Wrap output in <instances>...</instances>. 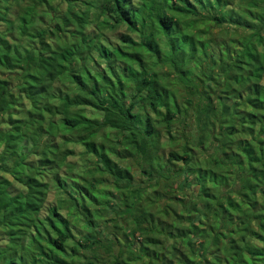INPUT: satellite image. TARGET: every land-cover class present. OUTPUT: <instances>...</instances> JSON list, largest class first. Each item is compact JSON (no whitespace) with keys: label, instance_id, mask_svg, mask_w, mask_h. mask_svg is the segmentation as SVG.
<instances>
[{"label":"trees","instance_id":"trees-1","mask_svg":"<svg viewBox=\"0 0 264 264\" xmlns=\"http://www.w3.org/2000/svg\"><path fill=\"white\" fill-rule=\"evenodd\" d=\"M0 264H264V0H0Z\"/></svg>","mask_w":264,"mask_h":264},{"label":"rangeland","instance_id":"rangeland-1","mask_svg":"<svg viewBox=\"0 0 264 264\" xmlns=\"http://www.w3.org/2000/svg\"><path fill=\"white\" fill-rule=\"evenodd\" d=\"M205 25H207V24H205ZM179 27H182V26H179ZM206 27V26H205ZM205 30L207 31V30H209V26L207 27V28H205ZM123 32H129V29L127 28V27H125V26H122V27H119L118 28V30H115V31H110V32H107V37H108V39H109V41L108 42H110L111 44H115V45H117L118 43H119V36H120V34L121 33H123ZM212 35H213V37H214V39H211V40H218V42L220 41H222L223 40V37L221 38V36H222V33H220L219 32V30L217 29H215L213 32H212ZM214 44H211V45H209V46H207V50L208 51H210V52H212V51H214V49H216V46L214 47ZM174 86V85H173ZM175 88H173L172 87V89L173 90H175L176 91V93L178 94V96H180L181 98L180 99H183L184 98V96H185V91H184V88L183 87H176V86H174ZM217 92V91H216ZM95 115V117L97 118V119H99L102 123L105 121V113H97V112H95L94 113ZM181 127V125H180V123L178 122V123H174V125H173V132H174V134L173 135H175L176 137H178L179 136V128ZM116 129L115 128H110V127H108V126H103V129H102V131H101V133H100V135H99V137H98V142L99 143H101V142H104V143H106V145H108L109 147L110 146H112V144L111 143H114L115 141L117 142V137H115L114 135L116 134ZM189 132L188 133H186V134H188V135H191V136H193V138H194V136H195V131H193V130H188ZM120 138H121V136H120ZM120 138H118V140L120 139ZM121 140V139H120ZM165 148H164V151H162L161 153H163V152H166V153H168L170 150H173L174 148H173V145L171 144V143H169V141L168 140H166V138H165ZM182 144H183V142L182 141H180V140H178L177 141V146H178V148H180V146H182ZM78 150H82V148L81 147H79L78 148ZM205 154H207V152H205ZM204 157V155H201V158H203ZM89 158V159H88ZM88 160L87 161H85V162H83V164H79L78 162H80V163H82V161H77V160H75V163L77 162L78 163V167H77V172H76V174H78V176L79 177H77V178H79L80 180L82 179V178H85L86 177V173H83L84 171L86 172V168H93V166L95 167V163H96V160H95V158H93V157H91V156H88ZM124 164L125 163H127V165H126V167L127 168H130V170L133 172V175L136 177V178H138V176L137 175H135L136 173V171L138 170L141 174H142V172H141V168L140 167H137V165H136V161H134V160H128L127 161V159L126 160H124V162H123ZM84 164H85V166H86V168L84 167ZM167 166H168V164L167 165H165V168H167ZM177 168V167H176ZM81 173H83L82 175H81ZM82 177V178H81ZM140 178V177H139ZM138 178V179H139ZM180 182H183V179L181 178L180 179ZM109 184H105V186H108ZM100 186H104L103 184H101ZM160 189H162L163 188V186H164V184H163V182L160 184V185H157ZM145 187H147V186H145ZM107 188H109V186L107 187ZM111 188H112V186H111ZM108 190V189H107ZM197 190H198V188H196V187H191L190 189H189V192L190 193H193V192H197ZM149 191H151V189L149 190ZM159 191V190H158ZM178 193H181L180 191L178 192ZM188 196H191V195H188ZM74 213V212H73ZM148 226V225H147ZM184 226H188V224L187 223H184ZM188 230H189V228H188Z\"/></svg>","mask_w":264,"mask_h":264}]
</instances>
